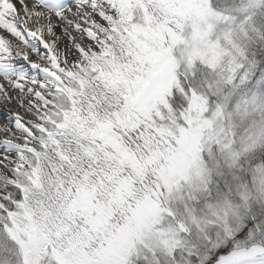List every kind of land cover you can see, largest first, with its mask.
<instances>
[{
  "label": "snow or ice",
  "instance_id": "obj_1",
  "mask_svg": "<svg viewBox=\"0 0 264 264\" xmlns=\"http://www.w3.org/2000/svg\"><path fill=\"white\" fill-rule=\"evenodd\" d=\"M0 264H264V0H0Z\"/></svg>",
  "mask_w": 264,
  "mask_h": 264
}]
</instances>
